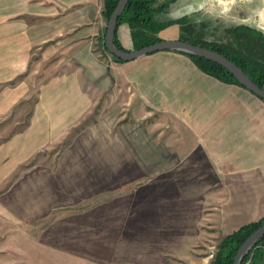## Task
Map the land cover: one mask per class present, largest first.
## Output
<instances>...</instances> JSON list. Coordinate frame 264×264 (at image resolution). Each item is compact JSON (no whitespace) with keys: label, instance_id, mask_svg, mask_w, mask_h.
Instances as JSON below:
<instances>
[{"label":"crops","instance_id":"0c3cea01","mask_svg":"<svg viewBox=\"0 0 264 264\" xmlns=\"http://www.w3.org/2000/svg\"><path fill=\"white\" fill-rule=\"evenodd\" d=\"M103 1L0 0V26L14 32L20 68L37 52L44 57L61 49L56 61L65 72L47 90L38 87L37 98L64 94L57 100L62 105L50 109L66 111L68 125L87 116L99 100L94 94H127L125 112L101 113L75 137L55 185L69 172L75 202L99 200L81 220L86 252L96 253L88 260L196 264L195 248L208 233L225 236L264 216V100L207 75L178 51L112 60L102 49ZM173 3L180 15L215 7L211 0ZM220 4L229 13L239 7L247 24L264 32V0ZM9 14H16L14 22H7ZM179 33L172 24L159 36L172 40ZM117 36L132 49L127 24ZM74 158L77 171L70 167Z\"/></svg>","mask_w":264,"mask_h":264},{"label":"rangeland","instance_id":"374dc122","mask_svg":"<svg viewBox=\"0 0 264 264\" xmlns=\"http://www.w3.org/2000/svg\"><path fill=\"white\" fill-rule=\"evenodd\" d=\"M220 1L211 0L215 7L188 15H180L171 3L165 11L155 12L153 16L157 21L187 16L198 30L202 29L205 38L216 40L225 27L248 25L239 7L229 13L227 7L218 5ZM161 3L162 0L155 5ZM8 16V23L16 19V14ZM9 34L0 26V264H97L88 260L95 259L96 253L86 252L89 238L80 226L82 218L87 219L83 213L99 200L75 202L70 195L71 173L65 174L64 183L57 187L56 172L63 168L75 137L93 125L99 114L116 117L125 112L127 94L117 95L112 91L94 94L93 98L99 100L90 104L87 116L80 123L68 125L72 119L62 116L66 111L50 109L62 105L57 100H63L64 94L50 101L37 98L38 87L47 90V85L65 72L64 62L56 61L61 49L44 57L37 52L22 69L17 61V50L21 47L14 32L13 36ZM106 53L114 60L112 54ZM152 115L158 116V112L153 111ZM92 153L96 155L95 151ZM75 159L71 171L79 168ZM223 237L208 233L195 248L196 264H209ZM90 243L95 250L94 238Z\"/></svg>","mask_w":264,"mask_h":264},{"label":"trees","instance_id":"16d2710c","mask_svg":"<svg viewBox=\"0 0 264 264\" xmlns=\"http://www.w3.org/2000/svg\"><path fill=\"white\" fill-rule=\"evenodd\" d=\"M119 0H104L102 16L107 21L117 6ZM161 0H129L126 7L119 15L117 28L125 23L128 25L132 40V49L136 50L153 43L162 41L159 33L171 24H178L180 28L179 40L189 42L207 49L217 51L238 65L249 78L264 89V32L246 24H237L225 27L223 34L216 40L205 38L204 32L198 30L196 25L183 16L173 21H157L153 15L155 12L165 11L176 0H162L160 5H155ZM204 26V25H202ZM117 28L114 34L115 45L122 50H130L123 47L117 36ZM106 30V28H105ZM102 49L108 52L105 46V32L102 36ZM188 55L197 67L207 75L227 83L244 87L222 65L196 55ZM118 62H124L113 56ZM245 88V87H244ZM264 100V99H262ZM264 224V216L258 220L246 223L233 232L225 235L220 241L217 251L209 264H233L239 247L254 231ZM264 264V236L257 242L251 251L243 258L242 264Z\"/></svg>","mask_w":264,"mask_h":264},{"label":"water","instance_id":"95a60500","mask_svg":"<svg viewBox=\"0 0 264 264\" xmlns=\"http://www.w3.org/2000/svg\"><path fill=\"white\" fill-rule=\"evenodd\" d=\"M128 1L129 0H119L117 6L107 21L104 41L106 49L110 54L124 62L164 50L178 51L184 54L204 57L225 67L247 90L257 97L264 99V89H261L258 85H256L238 65L217 51L194 45L179 39L162 40L136 50H122L118 48L114 42V34L117 28L118 17L126 7ZM263 236L264 224L254 231L250 236H248L242 243L236 253L233 264H242L243 258L251 251V249Z\"/></svg>","mask_w":264,"mask_h":264}]
</instances>
